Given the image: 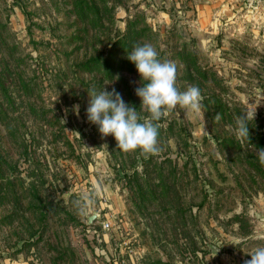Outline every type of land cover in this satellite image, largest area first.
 <instances>
[{"label":"rangeland","instance_id":"1","mask_svg":"<svg viewBox=\"0 0 264 264\" xmlns=\"http://www.w3.org/2000/svg\"><path fill=\"white\" fill-rule=\"evenodd\" d=\"M137 43L202 95L148 159L86 115L103 88L140 111ZM258 149L264 0H0V264H245L264 247Z\"/></svg>","mask_w":264,"mask_h":264},{"label":"clouds","instance_id":"2","mask_svg":"<svg viewBox=\"0 0 264 264\" xmlns=\"http://www.w3.org/2000/svg\"><path fill=\"white\" fill-rule=\"evenodd\" d=\"M126 59L133 63L141 77V86L136 95L141 99V109L125 103L121 94L106 88L97 92L89 90V105L86 110L88 122L98 127L102 136H114L118 150L124 153H138L148 159L161 152L159 144V121L167 118L177 108L187 112H199L202 99L197 86L186 90L177 87V69L171 60H161L157 50L148 43L135 44ZM119 79V76L116 77ZM73 110L79 114V105ZM141 113L147 115L141 119ZM251 113H243L236 118L238 137H248L247 121ZM219 118V115L216 117ZM63 121V120H62ZM257 158L264 166V149H258ZM245 264H264V247L250 254Z\"/></svg>","mask_w":264,"mask_h":264},{"label":"built area","instance_id":"3","mask_svg":"<svg viewBox=\"0 0 264 264\" xmlns=\"http://www.w3.org/2000/svg\"><path fill=\"white\" fill-rule=\"evenodd\" d=\"M102 229H103V231H106V232L113 230V225L111 223V220L103 221L102 222Z\"/></svg>","mask_w":264,"mask_h":264},{"label":"water","instance_id":"4","mask_svg":"<svg viewBox=\"0 0 264 264\" xmlns=\"http://www.w3.org/2000/svg\"><path fill=\"white\" fill-rule=\"evenodd\" d=\"M95 219H96V216L90 217V218H89V222H90V223H93V221H94Z\"/></svg>","mask_w":264,"mask_h":264},{"label":"crops","instance_id":"5","mask_svg":"<svg viewBox=\"0 0 264 264\" xmlns=\"http://www.w3.org/2000/svg\"><path fill=\"white\" fill-rule=\"evenodd\" d=\"M226 1H228V3H231V1L236 2V1H238V0H226ZM231 10L234 11V10H236V9H235V8H231Z\"/></svg>","mask_w":264,"mask_h":264},{"label":"trees","instance_id":"6","mask_svg":"<svg viewBox=\"0 0 264 264\" xmlns=\"http://www.w3.org/2000/svg\"><path fill=\"white\" fill-rule=\"evenodd\" d=\"M262 145H263V143H262Z\"/></svg>","mask_w":264,"mask_h":264}]
</instances>
